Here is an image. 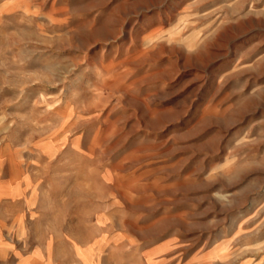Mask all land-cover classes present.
Segmentation results:
<instances>
[{
  "label": "rangeland",
  "instance_id": "374dc122",
  "mask_svg": "<svg viewBox=\"0 0 264 264\" xmlns=\"http://www.w3.org/2000/svg\"><path fill=\"white\" fill-rule=\"evenodd\" d=\"M0 264H264V0H0Z\"/></svg>",
  "mask_w": 264,
  "mask_h": 264
}]
</instances>
